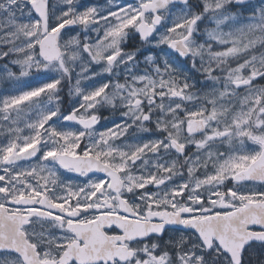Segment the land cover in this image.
<instances>
[{
	"label": "snow or ice",
	"instance_id": "6c2138e0",
	"mask_svg": "<svg viewBox=\"0 0 264 264\" xmlns=\"http://www.w3.org/2000/svg\"><path fill=\"white\" fill-rule=\"evenodd\" d=\"M256 255L264 0H0V264Z\"/></svg>",
	"mask_w": 264,
	"mask_h": 264
},
{
	"label": "flooded vegetation",
	"instance_id": "af4514ba",
	"mask_svg": "<svg viewBox=\"0 0 264 264\" xmlns=\"http://www.w3.org/2000/svg\"><path fill=\"white\" fill-rule=\"evenodd\" d=\"M257 2H259V0H257ZM139 44V41L138 39L136 40H129V44H128V47H132L134 45H138ZM143 58L141 57V60ZM109 113L107 111L104 112V115H108ZM260 260H264V256H260V255H256V256H247L246 257V261H247V264H259V261Z\"/></svg>",
	"mask_w": 264,
	"mask_h": 264
},
{
	"label": "rangeland",
	"instance_id": "374dc122",
	"mask_svg": "<svg viewBox=\"0 0 264 264\" xmlns=\"http://www.w3.org/2000/svg\"><path fill=\"white\" fill-rule=\"evenodd\" d=\"M92 2H98V3H100V4H104V3H106L107 2V0H92ZM74 34V33H73ZM2 87H11V85H10V83H8V82H5L3 85H2ZM109 115V114H108Z\"/></svg>",
	"mask_w": 264,
	"mask_h": 264
}]
</instances>
